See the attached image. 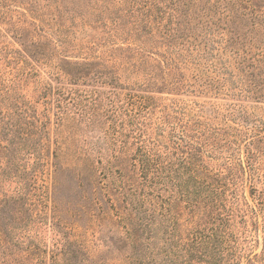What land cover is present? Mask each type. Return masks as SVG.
<instances>
[{
  "label": "rangeland",
  "instance_id": "obj_1",
  "mask_svg": "<svg viewBox=\"0 0 264 264\" xmlns=\"http://www.w3.org/2000/svg\"><path fill=\"white\" fill-rule=\"evenodd\" d=\"M263 54L264 0H0V264L74 241L73 264H134L91 206L122 210L143 160L176 234H214L194 264H264Z\"/></svg>",
  "mask_w": 264,
  "mask_h": 264
},
{
  "label": "trees",
  "instance_id": "obj_2",
  "mask_svg": "<svg viewBox=\"0 0 264 264\" xmlns=\"http://www.w3.org/2000/svg\"><path fill=\"white\" fill-rule=\"evenodd\" d=\"M244 14L239 15L241 17ZM261 14L250 12L247 16L253 20L259 19ZM232 16V15H231ZM230 15H224L221 20L224 22L234 21ZM228 31V30H227ZM236 33L234 32V35ZM236 35L235 39L236 40ZM237 52L235 48L234 52ZM251 72L248 74L252 79L249 80V89L253 91V94L260 97H264V90H261V85L264 86V54L261 58H257L252 61ZM256 72V73H255ZM263 78L262 81L258 80ZM11 142V141H10ZM8 142V143H10ZM11 144V143H10ZM6 154H10V150L7 147ZM12 156V155H11ZM88 161V160H87ZM94 167V166H93ZM86 171V172H85ZM95 167L90 168V170H85L83 167L77 169V174L79 177L82 173L85 174V178L88 179L90 183L96 184L95 179ZM131 171L135 173V165L131 166ZM159 166L154 163L143 160L141 163V169L135 174L136 181H138L140 187L139 193L134 190L135 184L131 183L130 179H126L124 182V174L119 173V187L123 189L125 184L128 185L129 200L126 205L122 208L115 209L113 206L109 208L111 214L108 210L103 209L99 206L98 202L91 206L92 211L96 208L99 211V215L92 216L99 224L104 221L110 222L113 226L120 227L124 230L125 240L134 251H136L129 259L133 261L134 264H194L196 261L195 255L203 246H208L213 244L214 234L203 236L201 233H195L193 235H188L189 238L184 242L182 237L176 234V223L173 220L172 210L173 207L170 201L163 202L161 199V194L157 190V185L159 184ZM120 185H123L122 187ZM166 225L168 229L166 231V237L163 244L166 245L165 250L157 248V243L160 238L158 237V230ZM148 236V237H144ZM75 244L79 248V243L77 241L70 242L66 245L56 246V253L54 254V264H73V259L75 258L76 251L71 250L69 247ZM139 247V248H137ZM145 251V253L142 252ZM80 252V250H79ZM30 256L39 257V251H29ZM160 254L165 257L164 262L158 263L156 260ZM60 258L62 263L57 261ZM215 261V262H214ZM217 260L215 258L211 261L205 260L206 264H216Z\"/></svg>",
  "mask_w": 264,
  "mask_h": 264
}]
</instances>
